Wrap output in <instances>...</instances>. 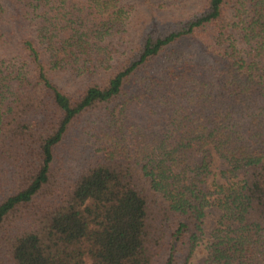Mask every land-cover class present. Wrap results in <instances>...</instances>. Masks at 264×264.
<instances>
[{
    "label": "trees",
    "instance_id": "1",
    "mask_svg": "<svg viewBox=\"0 0 264 264\" xmlns=\"http://www.w3.org/2000/svg\"><path fill=\"white\" fill-rule=\"evenodd\" d=\"M208 208L264 264V0H0V264H190Z\"/></svg>",
    "mask_w": 264,
    "mask_h": 264
},
{
    "label": "rangeland",
    "instance_id": "2",
    "mask_svg": "<svg viewBox=\"0 0 264 264\" xmlns=\"http://www.w3.org/2000/svg\"><path fill=\"white\" fill-rule=\"evenodd\" d=\"M211 180H212V178H211ZM216 216H217V214L213 209L208 208L206 210L205 220H206V223H207L209 229L205 231L202 239L199 241V243H198V245H197V247L193 253V257H192L190 264H200L201 258L205 255L207 241H208V237H209V233H210V227H212L215 224Z\"/></svg>",
    "mask_w": 264,
    "mask_h": 264
}]
</instances>
